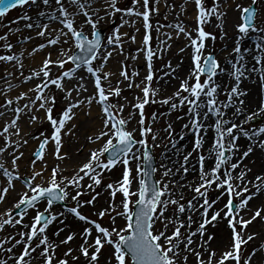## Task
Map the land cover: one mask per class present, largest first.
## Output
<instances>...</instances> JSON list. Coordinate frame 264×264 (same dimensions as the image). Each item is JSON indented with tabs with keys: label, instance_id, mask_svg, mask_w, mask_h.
Instances as JSON below:
<instances>
[{
	"label": "snow or ice",
	"instance_id": "obj_1",
	"mask_svg": "<svg viewBox=\"0 0 264 264\" xmlns=\"http://www.w3.org/2000/svg\"><path fill=\"white\" fill-rule=\"evenodd\" d=\"M155 3H159V0H154ZM196 8L198 9L197 22L199 27L196 29L198 36L193 38L190 32H186V29L179 25H169L177 30V35L185 33L189 39L190 44L193 47L192 60L194 67L190 69L188 78L182 80L180 89L173 94V97H168L160 101V103L168 104L170 109H177L180 106L187 105L189 114V123L184 125V128L193 131L196 135L193 151H196L202 147L203 139L200 135L202 129L211 127L215 129L216 137L212 145V152L215 154V165L208 171L204 169L205 156L198 153V163L200 164L199 179L200 183L193 187L191 184L180 185L181 188L191 187L196 195L191 200L185 203H181L183 195L179 199L174 198L172 195V189L168 187V183L151 180L153 174L156 172V168L153 167V154L149 145V134H151L152 146H158L155 144L157 136L153 133L150 126L145 124L144 107L149 103V96L157 95V89L151 88V82L153 80V66L152 59L154 53L148 49V74L145 79L141 81V84L145 86L141 89L144 93L143 98H137L138 103L134 105V108L139 109L140 120L138 121L139 128L129 130L127 124L129 120L119 116L118 112H123V105H117L110 102L109 97H118L121 93V89L112 87L110 82L107 87L104 82L109 81V77L113 75L111 72L104 71L105 66L109 58L113 55V45H121V36L127 35V33H120L117 29L111 35L107 36L106 43L102 42L100 31L98 29L99 23L106 17L110 16L114 12H123L126 15L143 17L144 26L150 28L149 21V4L150 0H134L135 4H139L144 11H139L136 8L121 9L117 7V0H99L100 9L93 7L94 0H0V20L3 19L9 9H13L17 6H36L41 8L37 12L36 20H33L31 15L25 13L20 16L14 23L19 24L20 20L25 21L23 25L27 29H37L35 35L38 37H47L44 43H41L34 47L29 55H34L36 52L43 50L48 46L56 47V59L53 60L52 53L46 54L45 59L42 62V66L39 71L32 70L29 76L25 77L24 82L33 79L34 77H43L40 82L36 84L34 89H29V92L34 91L35 97H30L28 92H22L15 99L16 101L27 99V103L23 107H15L13 109L14 118L10 123L6 124L0 135L9 132V128H15V135L19 137L18 141H9L8 137H5L6 143L3 147H0V154L6 152L11 145H15V148L9 153L11 155V164L14 168L19 167L18 161L23 157L24 153L18 151L20 147L28 143L27 139L20 136V127L18 121L20 114L27 109L37 111L43 109L45 112V118L50 121L53 131L50 135L45 136L41 133V137H34L40 139L38 149L33 153L34 159L31 161V173L30 176L24 180L23 194L19 200L14 203L13 208L5 210L0 213V231H2L6 225H23V231H18L19 239L15 236L5 237L3 241H0V248L4 243H10L14 241L12 247L7 249L8 252H12L13 247L23 244L24 247L20 254L15 256V264H31V259L26 257H32V253L36 252L38 248L41 249L39 256L42 258V264H53V258L55 249L59 247V244L50 241L46 234V229L53 221H57L60 217L65 216V212H53L52 208L56 202H63L68 200L75 202V206L67 207V213L74 215L75 218L85 222L88 225L94 226V229L98 233L94 237L91 243H89V237L93 232V227H85L80 235L83 238V243L80 245V251L85 257H89V249L92 248V252L89 258V264H99L98 255L105 244L110 245L113 249L111 260H114L115 264H181V260L184 264H187V255L181 257V252H194L199 259V264H212V257L215 256V252L209 253V259L207 261L201 259L202 253L196 251L191 246L194 243L193 237L199 234L200 244L199 247L204 248L206 251L207 246L212 241L213 234H209L205 239V233L207 231L206 225L211 224L213 221H217L218 218H227L228 225L232 230L233 242L228 251L223 253L221 258L216 264H224L228 259L235 260L236 264H241L243 259L244 264H254V257L257 256V252L254 250L246 257L242 256V245L248 244L252 241L257 233L248 234L245 238V230L248 225L255 221L258 217L264 220V208H258L248 218L244 219L241 215V210L246 208L249 201L253 199L255 195L264 190V175H257L256 181H260L259 184H253L255 192H250L248 187V181L245 183V177L248 171H251L246 165L244 169L235 176L233 172L242 163L243 159L248 157L250 153L255 150V147H259L264 150V139H260L256 145L246 146V150L242 152L239 160L230 164V167H225L232 160V155L235 151H239L240 145L237 141L240 139V133L249 140H252L253 135L264 133V128H260L258 133L250 134L245 131L241 125L232 122L230 119H225V113L221 107H218V89L221 87L217 84L214 78L223 72L224 69L220 67L219 62L215 56L209 52L204 54L205 48L204 41L211 37L213 40L216 37L205 31L203 25L208 23L210 18L215 16L218 20H222L226 16L225 11H221V0L212 7L205 5V0H194ZM258 4V0H251L250 5L237 4L236 8L241 12L242 22L237 25L239 39L236 42V46L233 48V52L237 54L239 60H243V54L241 53L240 41L254 33H264V27H258L255 23L257 17V8L253 7ZM55 5V6H53ZM72 9L71 11L69 9ZM103 10L104 15L101 16L99 11ZM158 11V8L156 9ZM83 15L86 19L80 27H76L75 20L77 16ZM95 17V19H93ZM43 18L47 22L38 23L37 20ZM58 23L61 25L59 28H53L52 24ZM90 25L91 31L86 34L83 30V25ZM222 28L223 25L221 24ZM13 29L9 28V32L4 35H0V41H4L2 46L4 49L11 51L14 45L8 42V35ZM14 31L20 32L21 28L17 27ZM55 33V35H53ZM91 36V38H89ZM168 39H171V34H167ZM24 41L33 39L31 35L22 37ZM135 40V37H131ZM151 39L150 36L144 37V43L147 45ZM67 45V47H63ZM255 47L261 52H264V36L261 37V42L256 44ZM76 49L78 51H73ZM180 51H184L181 49ZM23 55V53H21ZM257 63H260L259 57ZM233 64V71L231 73L236 83L227 90V102L223 103V108L234 107V116L243 114L245 100L241 97L246 96L245 91L240 90L239 84L241 77L245 76L244 65L239 63ZM0 61L12 62L16 61L13 67L19 66L23 68V63L17 59L15 54L0 55ZM94 61H99L94 65ZM71 62L74 67L65 69V65ZM239 64V66H237ZM60 70L58 75L52 76L53 68ZM174 74L175 69L171 64L166 65ZM85 69L87 74H90L94 78L95 91L88 97H83L82 93L87 91L84 83L80 81L84 80V77H80L76 86L72 88H65L63 81L65 78L71 80L77 74L78 69ZM255 71L256 69L253 68ZM125 79H131L129 73L126 70H121L120 73ZM170 73L165 72L164 75L168 76ZM206 74V79L201 82V76ZM9 76L12 73H8ZM21 75L23 73L21 72ZM194 78V83H189V80ZM261 81H264V71L261 72ZM141 84H136V87H140ZM50 85H54L57 89L65 93V99L68 100V104L62 110V112L54 118L53 108L56 103V97L51 93ZM130 82L128 87H132ZM11 89L12 85H8ZM48 89L47 94L45 90ZM73 92H76V96H73ZM183 93H187L184 95ZM175 97L179 98V103L171 102ZM205 97L206 99H202ZM37 102H39L37 104ZM155 102V101H153ZM171 102V103H170ZM96 103L100 107L99 120L101 126L97 132L87 135L86 140L89 143L96 144L97 142H103L100 147L90 150V156L88 160L81 165L73 169L71 176H65L63 173L66 168H62L60 163H57L50 169V175L45 177V172H48L47 161L44 159L45 148L49 145L50 141L53 143V157L60 162L70 160L71 156L68 152L62 151L63 148V136H75L77 125L72 124L68 127L70 121L76 117L77 112L75 109L81 108L82 105L87 104L89 111L85 112V115H91V105ZM13 100L7 99L6 105H12ZM239 105V106H237ZM206 109V110H205ZM260 113H264V101L258 107L257 112H253L246 117V121H251L255 116ZM3 115V113H0ZM210 115H214L216 120L211 125H205L204 120H207ZM153 120L156 116L153 114ZM30 121H35L38 117L33 113L29 117ZM225 125H229L225 127ZM234 130H236L234 132ZM139 131L140 139L136 138L135 133ZM165 131L168 132L169 137L172 136V125L169 124ZM183 139V136H181ZM172 143V147L175 148V143ZM229 155H225V153ZM107 154V155H105ZM192 152L183 156V163L180 169H176L177 172L183 170L184 173L189 171L187 167ZM40 162L41 167L36 169L37 162ZM120 166L121 178L114 183H108L107 189L111 190L112 200L108 208L100 210L97 215L104 217L108 214L115 225L116 217H124L126 223L121 227H103L101 224L90 219V217L84 215L80 209L84 205L94 204L96 197L99 193H95L91 199L83 200L81 197L85 195V187L95 192V188L101 185L103 175L105 171L110 172L113 168ZM146 165V167H145ZM164 168L163 176H169L174 174L173 169L166 165H161ZM223 168V171L221 169ZM0 170L3 171V175L8 177L7 182L0 186V202H3L10 189H14L13 181H20L23 178L19 172H10L5 168L4 164L0 163ZM88 178L89 183L83 184L82 181ZM40 179L41 183H36L37 179ZM239 181V183H234ZM136 183L137 187L133 189V184ZM169 183H175L170 181ZM215 185V189L219 190V195L216 199L209 200L208 191ZM117 193L122 194V199L119 204L115 203ZM248 193V195H244ZM224 196H227V203L224 208L215 210L211 217H209V209L219 202ZM136 197L135 200L132 198ZM234 197L240 199L234 203ZM41 202H46V206L43 210L39 209ZM169 204L176 205L173 216H165V212L168 210ZM29 209H35L36 214L33 217L31 224H23L24 216L27 215ZM117 209H122L118 211ZM202 209V212H201ZM225 209L227 211H225ZM15 210V211H14ZM188 212L186 220L181 219V216ZM200 212L202 217L201 221L195 230L192 229V224L197 223L193 220L192 213ZM221 212H224V216L221 217ZM18 217V218H17ZM61 224L64 223L63 219H59ZM160 224L162 227L157 228ZM41 225L40 227H37ZM169 226H173L171 234L168 233ZM186 228V234L182 233L181 229ZM64 229H59L55 235L59 236L60 232ZM77 235L75 232H71L64 240L60 241L61 244H66ZM37 242L33 244V241ZM163 241V243L161 242ZM183 244L184 248L181 249L180 245ZM73 249L69 248L65 253V257L72 253ZM76 259V257H73ZM0 264H7V261L0 260ZM57 264H68L66 259H60ZM255 264H264V245H261L259 259Z\"/></svg>",
	"mask_w": 264,
	"mask_h": 264
},
{
	"label": "bare ground",
	"instance_id": "obj_2",
	"mask_svg": "<svg viewBox=\"0 0 264 264\" xmlns=\"http://www.w3.org/2000/svg\"><path fill=\"white\" fill-rule=\"evenodd\" d=\"M123 0H117V7H119L120 2ZM194 0H159V3L155 5V13L159 15H163V13H168L169 18L166 19L168 23L171 21H176L175 24H179L183 26L186 29V32H190L191 36L193 38L198 36V32L196 29L198 28V22H197V14L198 9L196 8ZM241 2H251V0H240ZM128 2V1H127ZM152 0H150L149 4V18L152 17ZM123 3V2H122ZM142 3V0H141ZM179 4H184L182 8L178 6ZM238 4L235 3L234 5ZM174 7L172 9L167 8V6ZM55 6V5H53ZM256 6V5H255ZM43 6H41L42 8ZM93 7L96 9H100L99 0H94ZM257 10L261 13L259 15V23L257 24L258 27H264V0H258L257 4ZM39 8L34 15H31L33 17V20H36L37 12L41 10ZM136 9L139 11H144V9L139 5L135 4ZM158 8V11L156 9ZM122 9V8H121ZM231 10L232 6L222 7L221 11ZM72 10L71 8L69 9ZM164 13V14H165ZM230 19L233 18L230 21H227L226 26L230 31V34H233V28H234V17L235 12L229 11ZM99 14L101 16L104 15V11L100 10ZM112 18H114V21L118 22V28L120 33H127V35L121 36L122 44L121 45H113L111 46L113 49V55L109 58L104 71L113 73L112 76L109 77V81H105L104 84L107 87L108 83L110 82L112 87H119L121 89V92L130 91V90H136L137 94L142 95V88L145 86L144 84H141V81H143L148 73H145L146 70V58L144 57V37L146 35L150 36L149 31L144 26L143 17H138L135 15L128 16L123 12H114L111 14ZM238 14V18H239ZM154 17V16H153ZM86 19L83 15L77 16L75 20L76 27H80L83 24V21ZM95 19V17H93ZM107 17L102 20L99 24H101L103 21H106ZM150 21H153L152 19ZM38 23L47 22L43 18L40 20H37ZM25 21H20L19 24L16 25V27L13 28V39L18 41V44L13 47L9 53H0V55H9V54H15L17 56V59L23 63V68L20 69L17 65L16 67H13V65L16 64V61L12 62H5L0 61V71H1V78H0V104H4L3 107H0V113H3V115H0V132H2L3 128L6 126V124L10 123V121L14 118V112L13 109L17 106L23 107L25 103H27V99L16 101V97L20 95L22 92H28V95L30 97H35L36 93L34 91L29 92V89H34L36 84L40 82V79H43V77H34L31 80H28L27 82H24L25 77L29 76L32 72V70L39 71L40 67L42 66V62L46 57V54L51 52L52 53V59H56V47L53 46V48L46 47L43 50H40L36 52L34 55H29L31 50L36 47L37 45L44 43L47 37H38L35 35V32L37 29H27L24 28L23 25L25 24ZM110 21H106V24H109ZM194 24V27L192 28ZM234 24V25H233ZM101 25L98 26V29ZM17 27L21 28L20 32L14 31ZM53 28H59L61 25L58 23L52 24ZM236 28V26H235ZM83 30L86 34H89L91 31L90 25H83ZM142 32L138 34L139 31ZM150 30H151V24H150ZM151 39L148 41V49L150 48L154 55L159 53L161 57H168V56H176L172 62L167 63L171 64L172 68L175 69L174 74L171 73L170 69L166 67V65L156 73V71H153V80H156L155 87L158 92H163L164 94H169L167 96H170L177 91V85L176 83L179 82L181 84L182 80L188 78V74L191 68L194 67L192 55H193V47L190 44V39L185 33H180L177 35V30L175 28H171V30H162L159 31L157 34V38L154 37V30L151 31ZM156 33V32H155ZM167 34H171V39H168ZM224 34V33H223ZM31 35L33 39L24 41L22 37ZM55 35V33H53ZM111 34H108L109 36ZM264 36V33H254L250 34L248 37L244 38L240 41L241 46V53L243 54V60H239V57L235 52H233V48L236 46V42L232 36L226 37L223 36V38L218 43L219 46L215 49L217 52H220L218 54V59L222 61L221 68L224 69L223 74H219L218 77L215 79V82L217 84H220L221 87L218 89V96L217 98L220 100L224 98L227 95V90H230V88L236 83V81L233 79L231 73L233 71V68L231 69V65L239 60L240 64L244 65L245 69V76L241 77V81L239 84V88L242 91H245L247 93L246 96L241 97L245 100V104L243 105L244 112L243 114L239 116H234L233 112L235 110L234 107L229 108H223V103H226L225 99H223V103L220 106L221 109H225V119H230L232 122H235L237 124H241L246 120V116L258 111V107L261 104V100H264V81H261L260 76L261 72L264 71V52H261L259 49L255 47L256 44L261 42V37ZM131 37H135V40H132ZM91 38V36H89ZM235 41V43H234ZM106 43V41L104 42ZM234 46L232 47V45ZM63 47H67V45H63ZM181 49H184V51H180ZM74 50V49H73ZM146 50V49H145ZM23 53V55H21ZM254 57L260 58V63H257V59ZM233 62V63H231ZM96 64L99 63V61H95ZM239 66V64H237ZM253 68L256 70L254 71ZM126 70L129 73L130 80L125 79L120 73L121 70ZM21 72L23 75H21ZM169 72L170 74L168 76H165L164 73ZM8 73H12L11 76L8 75ZM58 72L55 71L53 73H50V75L57 74ZM80 77H84L83 81H80L81 83H84L87 91L82 93L83 97L90 96L94 91V82L90 80V74L86 73L85 69H79L77 70V74L74 76L73 79L68 80L65 78L63 81L65 88H72L76 86L77 81L80 80ZM194 79V78H193ZM192 79V80H193ZM192 80H189V83H191ZM91 81V82H90ZM132 83V87H128L129 83ZM151 82V85L153 84ZM11 84L12 87L9 89L8 85ZM136 84H141L140 87H136ZM49 88L51 89V93L55 95L56 97V103L53 108V116L54 118L57 117L62 110L66 107L68 104V100H66L65 93L57 89L54 85H50ZM48 89L45 90V93L47 94ZM73 96H76V92H73ZM166 96V98H167ZM134 97H136L134 95ZM118 97L112 96L109 97V100L111 103L120 104L118 101ZM12 99L13 104L12 105H6V100ZM202 99H206L205 97H202ZM260 100V101H259ZM137 101V100H136ZM259 101V104H258ZM39 102H37L38 104ZM129 104V101H126V105ZM239 106V105H237ZM127 110V108H126ZM206 110V109H205ZM58 112L59 114L55 115V112ZM77 112L76 117L72 121L69 122L68 127H71L72 124L77 125L76 128V135L75 136H63V148L62 151H66L70 154L71 159L65 160L63 162L57 161L53 155V143L50 141L49 145H47V149L44 155V159L47 161L48 165V172H45V177H48L50 175V169L55 166L57 163H60V166L62 168H66L67 170L64 171L65 176H71L73 169L77 166L81 165L82 163L86 162L90 156V150L95 149L97 147H100L102 145L101 142H97L96 144L89 143L86 140V136L93 134L94 132H97L101 126V121L99 120L100 116V107L96 103H93L91 105L90 111L91 115H85V112L89 111V107L87 104H84L81 106V108L75 109ZM35 114L38 119L35 121H30L29 117L32 114ZM131 114V119L129 120V116ZM263 114V113H260ZM259 115V114H258ZM121 116L129 120V123L127 124V128L129 130L135 129L137 126V114L131 110L128 113L123 112ZM180 120L177 122H174V126L172 128V136L166 138L165 135L168 134L167 131H165V128H160L157 132V139L159 143L162 144V160L160 161V165H166L167 167H170L173 169L174 174H169V181L168 185L174 184L169 183L170 181H175V192L173 197L177 198L176 195H183L184 203L188 200H191L194 195V191L191 187H184L181 188L180 185L183 184H191L193 187L198 185L201 181L199 179V169L200 164L197 166H193L194 162H196L198 159H195L193 157V154L195 151H193L194 142L196 139V135L193 131H190L189 129L184 128L185 124L189 123V114H184ZM216 120V117L214 115H210L207 120H204L203 123L205 125H211ZM19 127L21 129L20 136L24 139L28 140L27 144H24L22 147L19 148L18 151L23 152L24 155L18 161V169L14 168L11 164V155L9 153L12 151L13 148H15V145H11L9 149L4 152L3 154H0V163L4 164L5 168H7L10 172H19L20 176L25 175L27 173H31V161H32V155L39 147L40 139H34V137H41V133H43L45 136L50 135V133L53 131L50 121H48L45 118V112L43 109L36 110L33 109L31 112L25 109L24 112L20 114V119L18 121ZM229 125H225L227 127ZM135 127V128H134ZM154 127V125H153ZM15 128H9L8 133H4L3 135H0V147H3L6 143L5 137H8L9 141H18L19 137H17L15 133ZM215 129L211 127H206L201 130L200 135L203 139L202 147L196 151L201 150L202 154L205 156L204 161V169L205 171L210 170L215 165V154L212 152V145L214 143V139L216 137V133L214 132ZM236 130H234L235 132ZM258 133L257 131H253L250 134ZM165 134V135H164ZM181 136H183V139H181ZM159 138V139H158ZM172 140L173 143H175V148L172 147V143H169V140ZM260 139H264V133H259L258 135H253L252 140H249L248 138L244 137L242 133H240V139L237 141V144L240 145L239 151L234 150V154L232 155V160L229 162L228 165H225V167H230L231 163L236 162L239 160L240 156L242 155V152L246 150V146L248 145H256ZM3 145V146H2ZM192 152V156L189 159L187 167L189 168V171L187 173H184L183 170L177 172L176 169L181 168V164L183 163V156L187 153ZM229 155V153H228ZM264 152L259 147H255V150L249 154L248 157L244 158L240 166L234 170L233 175L235 176L240 171L244 169V166L246 165L251 171L247 172V175L245 177V183L248 181H252L253 183H249L248 187L250 189V192H255V187L253 184H259L260 181H256L255 177L257 175H264ZM77 161V162H76ZM36 169H39L41 167L40 162L38 161L36 164ZM223 171V168L221 169ZM164 168L161 167V173L163 175ZM29 177V176H26ZM165 177V176H164ZM8 180V177L3 175V171L0 170V186L4 185ZM42 181L38 178L36 183H41ZM83 184L87 185L89 183L88 178L86 177L84 181H82ZM234 183H239V181H234ZM14 189H10L8 194L6 195V198L3 202H0V213L5 212V210L9 208H13V205L15 202H17L20 198V196L23 194L24 187L20 182L13 181ZM137 187V184H133V189ZM85 189H87L85 187ZM219 195V190L215 189V185L212 186L211 189L208 191V197L209 200L216 199V197ZM244 195H248V193H245ZM178 197V199H179ZM238 200L239 197H234ZM225 196L219 200L218 203L213 205L211 209H209V217L213 214L215 210L224 208V205L226 204V201H224ZM258 208H264V190H262L260 193L255 195L251 201H249V204L246 208L241 210V215H243L244 219H248L256 209ZM226 210V209H225ZM202 212V209H201ZM189 213L186 211L182 216L181 219L186 220ZM262 215H264V212H262ZM193 220H195L197 223L192 224V229L195 230L198 226V223L201 221L202 217L200 215V212L192 213ZM224 216V212H221V217ZM64 223L61 224L58 221H53V225L49 230L46 232L48 235L50 241H53L57 244H59V247L55 249L56 255L69 259V256L65 257V253L69 248H71L73 245L77 243H83V238L80 235V233L83 231L85 227H89L82 221H77L78 219H75L68 214L63 218ZM117 221H120L119 218ZM63 228L64 230L60 232L59 236L55 235V237L52 238L53 234L56 233L59 229ZM206 233H205V239H207V236L209 234H213V239L210 242V244L207 246V251L204 248L199 247L200 244V237L199 234L197 236L193 237L194 243L192 244V248L196 251H199L202 253L201 259L207 261L209 259V253L211 251L215 252V256L212 257V264H216V262L221 258L223 253L229 250L231 247V244L233 242L232 239V230L230 226L228 225V220L226 218L221 219V222L215 226V228H212V223L206 225ZM23 226L18 231H23ZM182 233L186 234V228L181 229ZM71 232L77 233V235L73 238V240L69 241L66 244H61L60 241L64 240ZM251 233H257V235L254 237L252 241H249L248 244L242 245L241 248L248 250V255L251 254L254 250L257 252V256L254 257V264L259 259L260 255V249L261 245H264V220H261L259 217L253 221L250 225H248L247 229L245 230V238L248 234ZM98 235L96 230H93L91 237H89V243L92 242L94 237ZM37 241L34 240L33 244H35ZM181 249L184 248V245H180ZM93 250L92 248L89 249V251ZM41 249L38 248L36 252L32 253L34 259H41L39 256ZM107 250H105L102 255L98 258L99 264H113L110 259V254H107ZM245 252V251H244ZM20 254V253H19ZM107 255V256H106ZM184 255H187V263L190 264H199V259L196 257L194 252H181V257ZM247 255V256H248ZM15 261V259L13 258ZM224 264H236L232 262V259H228L224 262Z\"/></svg>",
	"mask_w": 264,
	"mask_h": 264
},
{
	"label": "rangeland",
	"instance_id": "obj_3",
	"mask_svg": "<svg viewBox=\"0 0 264 264\" xmlns=\"http://www.w3.org/2000/svg\"><path fill=\"white\" fill-rule=\"evenodd\" d=\"M122 2H120L119 8L127 9V8H134L135 7L134 0H123ZM216 2H217V0H205V5L207 7H212ZM237 2H238V4H242V5H245V6L251 4V2H249V3L241 2L240 0H221V6L222 7H227L228 8L229 6H232V9L231 10L227 9L225 11L226 12V16L222 20H218L215 16H213V17L210 18L208 23L203 25L205 31L212 33L216 37V39H214V40L211 37H209V38H207L204 41L205 48L203 49V52H204L205 55H207L209 52L214 54L216 59H217V61L220 64V67L222 66V61L217 58L218 54L220 52H217L215 50V49H217L216 47L219 46L218 43L220 42V40L225 35H226L227 38L232 36V38L235 41H238V39H239V35L240 34L238 33L237 25L239 23H241L242 20H241V12L236 8L237 4L234 5ZM151 3H152V10H151L152 17L149 18V21H148L149 25L151 24V30H150V28H148L147 30L150 33V37H151V33H152L151 31L154 30V37L157 38V34L159 33V31L171 30L172 27H169V25H176L175 24L176 21H174V19H173V21L168 23L166 21V19L169 18L170 14L164 12L165 14L163 13V15H159V14L155 13V5L157 3H155L154 0H152ZM183 5L184 4H179L178 6H180L182 8ZM173 7H174V5L167 6V8H170V9H172ZM38 9L39 8L36 7V6H32L30 8L28 6H26V7L20 8V9H16V10L12 11L11 13H9L6 17H3V19L0 20V35H4L5 33H8L9 32V28L13 29L14 27H16L17 23H14V21H16L20 16L24 15L25 13H27L28 15H30V14L34 15ZM229 11H234L235 12L234 20H236V21L233 22L235 25L233 24L234 28H233V34L232 35L230 34V31H229V29L226 26L227 21L231 22V20L233 19V18L230 19L231 16H229V13H228ZM257 12H258V14H257L256 20H255L256 24L259 23L258 22L259 21L258 17H260L259 15H261V13L258 10H257ZM238 14L240 15L239 18H238ZM151 19L153 21H150ZM20 21H22V20H20ZM106 21H110V23L106 24ZM106 21H103L101 24H99V25H101L100 26L101 30H103L105 32V37H104V41L103 42L106 41L105 38L107 37L108 34H112L117 29L118 30L120 29V28H118V22L114 21V18H112L111 15L107 17ZM221 24L223 25L222 28L220 27ZM235 26H236V28H235ZM193 27H194V24H193L192 28ZM141 32H142V30L139 31L138 34H140ZM12 34H13V31L11 33H9V35H8V42H11L15 46V45L18 44V41L13 39ZM235 41H234V43H235ZM3 43H4V41H0V45H2ZM147 46H148V44H147ZM233 46H234V44L232 45V47ZM48 47L53 48V46H48ZM145 48H146V46L143 48V50H144L143 52L146 55ZM73 51H76V49H74ZM0 53L7 54V53H9V51L4 49L2 46H0ZM174 58H176V56L175 57L174 56L166 57V55H165V57H161V55L159 53H157L156 55L153 56V59L151 61L152 66H153V71L154 72L156 71V73L159 72L167 63L172 62L174 60ZM231 63H233V62H231ZM95 64L96 63H94V65ZM233 64L230 67L231 69L233 68ZM70 67H73L70 62L65 65V69L70 68ZM55 71H57L58 73L54 74L52 76L58 75L59 72H60V70L58 68L54 67L53 68V72H55ZM145 73H148V67L147 66H146ZM219 74H223V72H219ZM218 75L214 78V80L218 77ZM0 78H1V71H0ZM205 79H206V77H204L202 75L201 76V82L203 83ZM155 81L156 80L154 79V81L152 82L153 84L151 85V88H153V89H156V87H155L156 82ZM194 82L195 81L193 79L191 81V83H194ZM176 85H177V91H178L180 89L179 82H177ZM183 94L187 95V93H183ZM134 95L136 97H134ZM167 95H169V94H164L163 92H158V91H157V95L155 97H152L151 94H150L149 103L146 104L145 107H144L145 124L152 128L153 133L155 135H156V132L160 128L164 127L166 129L169 124H171L172 128H173L174 122H177L178 120L183 118L182 116L184 114L188 113L187 105L180 106L177 109L173 110V109H170V106L168 104L160 103V101L165 99ZM143 96H144V93L142 95L137 94L136 90H130V91H125L124 90L123 92L120 93L119 98H118V101L120 102V104L124 106L123 107V112L128 113L131 110H133L137 114V116H138V118H137V126H136V128L134 127L135 129L139 128L138 121L140 120V115H139V109L134 108L133 106L136 105L139 102L137 98L138 97L139 98H143ZM168 97H173V96L170 95V96H167V98ZM223 99H225V101H227V95L224 98L220 99V100L217 98V100H218L217 106L218 107H220L222 105ZM126 101H129L128 105H126ZM153 101H155V102H153ZM259 101H258V104H259ZM262 101H264V100H261V102ZM171 102L179 103V98L175 97L174 100L171 101ZM4 104H0V107H3ZM115 104H117V103H115ZM117 105L119 106V104H117ZM126 108H127V110H126ZM222 111L225 113V109L224 110L222 109ZM123 112H118L117 114L119 116H121V114H123ZM56 114H59V113L56 111L55 115ZM153 114H155V116H156L155 120H153V118H152ZM153 125H154V127H153ZM239 125H241L242 128L245 131H248L249 133H251L253 131H257L260 128H264V113L255 116L251 121H246L245 120L243 123H241V124L239 123ZM135 135H136L137 139H140L139 131H137L135 133ZM167 136L169 138V134L165 135V140H166ZM148 138H149L150 148L152 149V151H153V153H154V155L156 157L157 170H156L155 178H156L157 181H160L162 179L163 182L168 183L169 177H164L162 175V173H161L160 161L162 160V157H161L162 144L159 143L158 140H157V141H155V144L158 145V146L153 147L152 146V141H151V134H149ZM263 152H264V150H263ZM198 153L202 154L201 150L194 152L193 157L195 159H198ZM226 155H228L227 152H226ZM32 159H34L33 155H32ZM198 164L199 163H198V160H197L196 162H194L193 166H197ZM121 171H122V169H121V167L119 165L117 167L113 168L110 172L105 171V173L103 175V178H102L101 185H99V186H97L95 188V192H93L92 190H89V189H84L85 195H83L81 197V199H83V200H88V199H91L92 196L95 195V193H99V195L96 197V200H95L94 204H92V205H84L80 209V211L84 215L90 217V219L98 221L101 224V226L108 227L110 229H111V227H121V226H123L126 223L124 217H116L115 225H113L112 220H111V218H110V216L108 214H106L104 217L101 218V217H99L97 215V213L100 210L108 208L110 206V202L112 200V197L110 195L111 190L107 189L106 185L108 183H114L117 180H119L121 178ZM26 176H30V174L27 173V174H25L23 176L21 175V177L23 179L20 180V181H17V182H20L24 186L23 181H24V179L28 178ZM168 187L170 189H172V195H174L173 192L176 191L175 190V183L171 184V185H168ZM176 196H177V199H178L179 195H176ZM121 199H122V194L117 193L116 198H115V203L119 204ZM132 199L135 200L136 197H133ZM227 199H228V197L225 196L224 201H226V203H227ZM234 201L236 202V201H238V199L234 198ZM180 202L184 203V201H182V200ZM65 203L67 205H69L68 207L75 206V202L71 201L70 198L68 200H66ZM45 206H46V202H41L40 205H39V209L43 210V208ZM176 207H177L176 205L169 204L168 210L165 212V216H170V217L173 216L174 215V209H176ZM117 210L121 211L122 209H117ZM52 211L53 212H61L63 210L61 208H59V207L53 206ZM225 211H227V210H225ZM35 214H36V210L35 209H30L28 211L27 215L24 216L23 224H31L33 222V217L35 216ZM67 214L68 213H65V216ZM68 215L73 217V218H75L74 215H72L70 213ZM64 217H60L59 219H63ZM118 218H119L120 221H117ZM75 219H77V218H75ZM226 220H227V218H226ZM77 221H80V220L78 219ZM220 222H221V218H218L217 221H213L212 222V228H215V226H217V224H219ZM54 223L49 225V227L46 229V232L49 230V228H51V226ZM86 225H88V224H86ZM22 226H23L22 224H18V225H15V226L6 225L5 228L2 231H0V241H3L5 239V237H9V236H15L16 239H19L20 237H19V235L17 233H18V230L20 228H22ZM40 226L41 225H38L37 227H40ZM88 226L89 227H93V230H95L94 226H91V225H88ZM161 227L162 226L160 224L157 225L158 229L161 228ZM172 231H173V226H169L168 233L171 234ZM53 237H55V234H53L52 238ZM161 242L163 243V241H161ZM13 244H14V241H12L10 243H4L3 247L0 248V260L7 261V264H15V261L13 260V258L15 259V256L18 255L19 253H21L22 248L24 247L23 244L16 245L15 247H13L12 252H8L7 249L9 247H12ZM81 244L82 243H77V244H75V245H73L71 247V249H73V251H72V253L70 255H68L69 256L68 260L66 258H64V257L57 256L56 252H55L54 258H53V264H57V261L60 260V259H66L68 261V264H89V258L91 256L92 252L94 251V249L89 251V257H85L80 251V245ZM105 250L108 251L107 252L108 255L109 254H110V256L112 255L111 246L105 244L104 247L101 249V252L98 255V258L102 255V253ZM247 255H248V250L242 248V256L246 257ZM33 256L34 255H32V257H26V259H31V264H42V258L41 259H34ZM73 257H76V259H73ZM111 261H112L113 264H115L114 260H111ZM232 262L236 263L235 260H233V259H232ZM181 264H184L183 260H181ZM187 264H190V263H187ZM241 264H244L243 259L241 260Z\"/></svg>",
	"mask_w": 264,
	"mask_h": 264
},
{
	"label": "water",
	"instance_id": "obj_4",
	"mask_svg": "<svg viewBox=\"0 0 264 264\" xmlns=\"http://www.w3.org/2000/svg\"><path fill=\"white\" fill-rule=\"evenodd\" d=\"M152 181L150 180L149 183H151Z\"/></svg>",
	"mask_w": 264,
	"mask_h": 264
}]
</instances>
